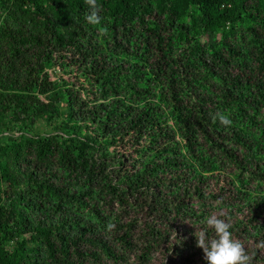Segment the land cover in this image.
I'll use <instances>...</instances> for the list:
<instances>
[{
    "label": "trees",
    "instance_id": "trees-1",
    "mask_svg": "<svg viewBox=\"0 0 264 264\" xmlns=\"http://www.w3.org/2000/svg\"><path fill=\"white\" fill-rule=\"evenodd\" d=\"M97 3L0 0V264H264V0Z\"/></svg>",
    "mask_w": 264,
    "mask_h": 264
},
{
    "label": "clouds",
    "instance_id": "clouds-1",
    "mask_svg": "<svg viewBox=\"0 0 264 264\" xmlns=\"http://www.w3.org/2000/svg\"><path fill=\"white\" fill-rule=\"evenodd\" d=\"M90 12L86 15V20L92 25H101L103 18L100 16L101 6L97 0H85ZM213 122L217 120L224 126H231L230 114L218 112L212 117ZM206 225L214 232L209 238L207 231L202 229L196 236V246L204 252V257L208 264H251L252 256L246 251L244 243L239 239H234L230 228L232 225L226 219H221L217 215H211L206 219Z\"/></svg>",
    "mask_w": 264,
    "mask_h": 264
}]
</instances>
